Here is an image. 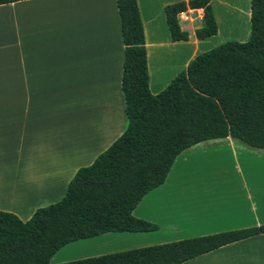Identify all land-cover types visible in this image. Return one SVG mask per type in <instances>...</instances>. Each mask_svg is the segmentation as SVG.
<instances>
[{
	"label": "crops",
	"instance_id": "crops-1",
	"mask_svg": "<svg viewBox=\"0 0 264 264\" xmlns=\"http://www.w3.org/2000/svg\"><path fill=\"white\" fill-rule=\"evenodd\" d=\"M188 1L136 0L154 95L199 54L250 37V0H209L216 34L198 39L203 20L195 18L178 23L188 39L173 41L164 8ZM123 59L116 0L0 5V211L26 221L56 203L76 171L122 134ZM182 164L199 171L178 172ZM133 215L159 230L75 241L50 264L264 225V150L230 137L202 142L178 155ZM182 264H264V233Z\"/></svg>",
	"mask_w": 264,
	"mask_h": 264
},
{
	"label": "trees",
	"instance_id": "trees-1",
	"mask_svg": "<svg viewBox=\"0 0 264 264\" xmlns=\"http://www.w3.org/2000/svg\"><path fill=\"white\" fill-rule=\"evenodd\" d=\"M23 0H0V5ZM124 45L121 93L126 126L92 164L79 168L64 196L22 221L0 211V264H50L69 243L106 233H145L159 226L134 209L164 184L181 153L230 137L264 150V0H250V37L196 56L158 94L148 87L144 31L136 0H116ZM203 10L198 39L216 34L209 0L164 8L173 41L188 39L176 16ZM264 233V225L130 249L59 264H182Z\"/></svg>",
	"mask_w": 264,
	"mask_h": 264
},
{
	"label": "built area",
	"instance_id": "built-area-1",
	"mask_svg": "<svg viewBox=\"0 0 264 264\" xmlns=\"http://www.w3.org/2000/svg\"><path fill=\"white\" fill-rule=\"evenodd\" d=\"M195 18L202 20L203 13H201V9H192L187 7L185 11L179 12L176 16L178 23L193 21Z\"/></svg>",
	"mask_w": 264,
	"mask_h": 264
},
{
	"label": "rangeland",
	"instance_id": "rangeland-1",
	"mask_svg": "<svg viewBox=\"0 0 264 264\" xmlns=\"http://www.w3.org/2000/svg\"><path fill=\"white\" fill-rule=\"evenodd\" d=\"M185 165H180L179 166V170H178V172H184V173H186V171H187V169L184 167ZM189 171L188 172H196V171H199V170H196V169H193V168H191V167H189V169H188ZM23 183H25V181L24 180H22V182H21V184H23ZM61 198H59L58 200H57V202L60 200ZM147 247V246H146ZM60 256V255H59ZM68 262V261H67ZM66 263V262H65ZM59 264V263H58Z\"/></svg>",
	"mask_w": 264,
	"mask_h": 264
}]
</instances>
